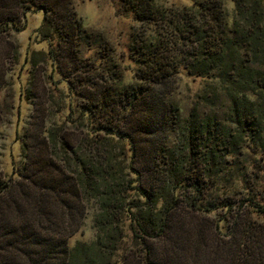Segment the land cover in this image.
Here are the masks:
<instances>
[{
	"label": "trees",
	"instance_id": "1",
	"mask_svg": "<svg viewBox=\"0 0 264 264\" xmlns=\"http://www.w3.org/2000/svg\"><path fill=\"white\" fill-rule=\"evenodd\" d=\"M121 1L142 26L130 83L73 0H0V34L39 10L48 44L29 58L19 179L0 178V264H264V225L220 196L243 153L264 156V0H232L231 15L221 0ZM48 64L66 89L38 101ZM181 72L204 82L187 107ZM251 193L244 205L264 221ZM219 209L228 232L190 224ZM90 213L95 239L70 247Z\"/></svg>",
	"mask_w": 264,
	"mask_h": 264
},
{
	"label": "rangeland",
	"instance_id": "2",
	"mask_svg": "<svg viewBox=\"0 0 264 264\" xmlns=\"http://www.w3.org/2000/svg\"><path fill=\"white\" fill-rule=\"evenodd\" d=\"M157 7L166 9H181L189 7L194 2L201 0H153ZM226 11L231 15L233 10L232 0H221ZM73 9L77 17L82 21L83 27L101 36L109 44L115 62L118 63L124 75V82H133L132 75L136 65L129 58V45L131 34L141 32L142 26L136 22L131 12H128L121 0H73ZM43 21V13L39 10L27 12L21 20L22 29L16 32L0 34V178L2 180L19 179L18 173L23 164V144L25 143V128L32 106L27 99L26 89L29 79V58L32 52H46L48 44L37 36L36 31ZM148 34V32L146 33ZM12 44L16 47L17 57L12 56ZM94 52H86V56ZM38 77L37 93L39 100L43 101L44 93L54 91L57 87L66 89L62 79L55 75L51 81L48 77L51 66ZM46 72V73H45ZM44 73V74H43ZM56 81V82H55ZM203 81L188 77L184 72L179 76V88L177 99L182 100L187 106L190 105L195 93L202 88ZM68 113L63 112L62 116ZM30 140H27L29 142ZM245 152V151H244ZM243 153L233 174V180L228 182V190L220 191L224 199L229 197L242 202L244 212L252 221H259L264 225L262 218L251 214L250 208L244 205L245 197L250 191L256 195L257 200L264 205V156L253 157ZM247 155V156H246ZM246 206V207H245ZM6 211L4 215H6ZM222 209L210 214L196 215L193 222L197 227L202 225L205 231L210 232L216 223H220L223 232H228L227 222H222L227 214ZM241 217H238V221ZM227 220V218H226ZM241 221V220H240ZM230 225V224H229ZM210 235V234H209ZM95 239L92 213H90L80 231L69 239V246L73 247L77 242L86 244ZM177 260L188 261L183 253ZM134 263L135 262H131ZM177 264H183L177 262ZM186 264V262H184Z\"/></svg>",
	"mask_w": 264,
	"mask_h": 264
}]
</instances>
